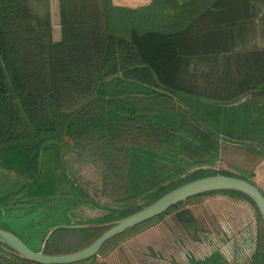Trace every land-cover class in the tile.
<instances>
[{"label": "trees", "instance_id": "16d2710c", "mask_svg": "<svg viewBox=\"0 0 264 264\" xmlns=\"http://www.w3.org/2000/svg\"><path fill=\"white\" fill-rule=\"evenodd\" d=\"M153 5L134 9L139 17L129 16L132 24L116 32L106 0H0V170L25 180L0 197V212L55 194L51 173L57 170L42 166L46 144L58 151L64 174L75 160L78 167L70 170L91 186V198L108 202L103 181L136 190L168 178L169 170L193 169L195 162L176 161L187 151H219L231 129L238 141L229 142L252 143L244 139V124L225 119L224 106L246 96L254 108L263 101L264 49L252 42L264 27V0H184L173 18L160 17ZM215 195L252 204L231 191L192 197L75 264H107L97 258L174 212L178 231L193 237V216L179 210ZM253 208L257 258L251 264H264V231ZM106 229H58L45 253L60 255V243L86 237L78 251ZM213 254L192 263L229 264ZM0 264L37 263L0 246Z\"/></svg>", "mask_w": 264, "mask_h": 264}, {"label": "rangeland", "instance_id": "374dc122", "mask_svg": "<svg viewBox=\"0 0 264 264\" xmlns=\"http://www.w3.org/2000/svg\"><path fill=\"white\" fill-rule=\"evenodd\" d=\"M143 1L106 0L109 21L113 24L112 30L119 32L126 24L129 25L130 22L132 24L133 16L139 17L133 10L141 7ZM145 3L147 5L144 6L147 7L154 2L145 0ZM129 16H132V19ZM200 111L207 115V109L201 108ZM250 138L255 140L257 137ZM219 146V151L201 156L195 151L183 153L176 162L181 165L185 162H195L193 164L195 167L186 169L183 166L186 170L183 173L169 170L168 178H162L160 175L153 185L148 184L136 190L128 186L123 190L115 187L113 182L105 184L103 181L101 186L109 199L108 202H104L91 198L92 195L89 194L91 186L87 185L88 183L82 184L77 175L71 172L70 168L78 167L75 163L73 165L75 160L70 162L72 166L66 168L64 174L57 166L58 151L47 145L42 150V166L57 170L55 175L51 173V186L55 194L50 193L39 201L31 202L32 204L2 210L0 227L8 229L30 249L38 251L49 230L56 225L88 224L106 218L116 220L125 215L117 213L119 212L117 209L130 208L127 213L131 212L196 178L218 174L254 181L255 168L261 157L264 159V142L260 139L257 143L233 144L226 138ZM91 159L97 164L99 158L95 155ZM99 168L101 170L103 168L100 163ZM21 181L25 180L16 174L0 170V197L22 188ZM179 211H187L193 216V228H190V233H196L195 236H186L181 230L178 231L173 217L174 212L138 231L133 237L116 246L103 259L97 258V262L188 264L190 259L189 264H193V260L200 262L218 252L225 263L251 264L252 258L256 257L257 213L250 202L233 199L227 195H215L201 203H186ZM50 237L51 235L48 240H51ZM87 240L86 237H72L65 243H60L61 248L58 252L64 254L77 251Z\"/></svg>", "mask_w": 264, "mask_h": 264}, {"label": "water", "instance_id": "95a60500", "mask_svg": "<svg viewBox=\"0 0 264 264\" xmlns=\"http://www.w3.org/2000/svg\"><path fill=\"white\" fill-rule=\"evenodd\" d=\"M47 146L44 145L43 148ZM59 159L64 166L63 154L59 148ZM231 191L240 193L250 199L260 217L264 231V194L249 179L228 175L200 177L183 183L159 196L146 206L139 207L116 220H103L88 224L56 225L52 227L38 251L30 249L19 237L6 228L0 227V246L3 250L28 262L37 264H75L93 258L101 247L110 239L140 226L166 213L180 203L206 193ZM25 207V206H24ZM127 211L130 208L117 209ZM107 228L100 236L86 247L67 254L49 255L45 248L49 236L58 229H91Z\"/></svg>", "mask_w": 264, "mask_h": 264}, {"label": "crops", "instance_id": "0c3cea01", "mask_svg": "<svg viewBox=\"0 0 264 264\" xmlns=\"http://www.w3.org/2000/svg\"><path fill=\"white\" fill-rule=\"evenodd\" d=\"M151 1L157 5L151 6V9L153 11H157L160 17L173 18L175 15H177L178 10L180 13L184 10V0H149V2ZM142 4L143 5H141V7H145L144 5H147L145 0ZM141 7H136V10L140 9ZM262 10L264 11V6L262 7ZM259 27L256 28L257 34L252 44L257 46L259 49H264V36L262 35L264 34V27ZM249 99L250 96H246L238 102L225 105V109L229 110L230 112L226 113L224 117L225 119L230 117L234 122H239V124H244L245 127L250 128L249 132L247 133V135H249L244 138L247 139V141L257 143L261 139V141L264 142V99L261 102V105L255 106L256 108H254L252 102L249 101ZM233 121H231V123H233ZM229 132L230 133H227V140L238 141L235 139L236 131L231 129ZM251 136L257 138L253 140L250 138ZM253 178L254 181H252V183L264 193V159L262 157L261 161L255 168ZM22 185L24 186L25 183L22 182L21 186Z\"/></svg>", "mask_w": 264, "mask_h": 264}]
</instances>
